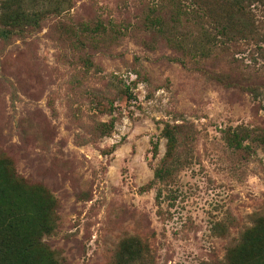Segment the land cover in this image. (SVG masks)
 I'll list each match as a JSON object with an SVG mask.
<instances>
[{
    "label": "rangeland",
    "instance_id": "rangeland-1",
    "mask_svg": "<svg viewBox=\"0 0 264 264\" xmlns=\"http://www.w3.org/2000/svg\"><path fill=\"white\" fill-rule=\"evenodd\" d=\"M0 158L57 264H264V0H0Z\"/></svg>",
    "mask_w": 264,
    "mask_h": 264
},
{
    "label": "trees",
    "instance_id": "trees-1",
    "mask_svg": "<svg viewBox=\"0 0 264 264\" xmlns=\"http://www.w3.org/2000/svg\"><path fill=\"white\" fill-rule=\"evenodd\" d=\"M234 7L240 17L248 12L238 1ZM17 19L23 15L14 12L11 21ZM161 136L165 149L160 165L153 170L158 181L169 176L167 163H175L176 135L164 126ZM51 203L41 188L21 182L0 158V264H57L53 252L40 240L53 226Z\"/></svg>",
    "mask_w": 264,
    "mask_h": 264
}]
</instances>
